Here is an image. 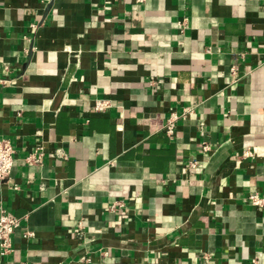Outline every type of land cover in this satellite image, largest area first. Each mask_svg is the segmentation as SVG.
<instances>
[{
    "label": "crops",
    "instance_id": "0c3cea01",
    "mask_svg": "<svg viewBox=\"0 0 264 264\" xmlns=\"http://www.w3.org/2000/svg\"><path fill=\"white\" fill-rule=\"evenodd\" d=\"M3 138L0 264H264V0H0Z\"/></svg>",
    "mask_w": 264,
    "mask_h": 264
},
{
    "label": "built area",
    "instance_id": "2783aa9c",
    "mask_svg": "<svg viewBox=\"0 0 264 264\" xmlns=\"http://www.w3.org/2000/svg\"><path fill=\"white\" fill-rule=\"evenodd\" d=\"M114 1H125V0H114ZM137 2H142L143 0H135ZM238 66L234 65L231 68V84H235L239 81L238 77ZM111 108V104L107 100H97L94 106V111L97 113H103L106 110ZM191 112V109L186 110V113ZM20 114V113H19ZM179 116L174 113L169 116L166 120L164 130L170 139H175L176 129H177V121ZM202 127L204 123L200 124ZM203 152L209 153L212 148L210 144H204L202 146ZM15 148L12 142L9 139H0V180H6L12 173V169L15 162ZM246 156L251 155L250 151L245 152ZM44 156V149L39 146L27 158V163L29 165H38L42 162ZM200 163L197 160H193L189 163V168L197 169ZM248 200L251 204L264 208V197H261L258 193H251L248 197ZM119 205H122L120 203ZM21 220L16 216L10 214L4 209H1L0 213V253L5 256L13 252V239L12 236L14 232L20 227ZM79 234H82L81 232ZM34 236L33 232H27L25 234L26 238H32ZM254 263H257V260H254Z\"/></svg>",
    "mask_w": 264,
    "mask_h": 264
}]
</instances>
